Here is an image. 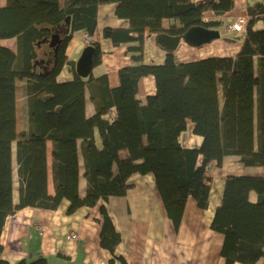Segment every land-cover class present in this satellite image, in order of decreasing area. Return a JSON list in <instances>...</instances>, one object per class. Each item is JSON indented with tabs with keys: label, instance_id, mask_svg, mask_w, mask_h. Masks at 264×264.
Here are the masks:
<instances>
[{
	"label": "trees",
	"instance_id": "1",
	"mask_svg": "<svg viewBox=\"0 0 264 264\" xmlns=\"http://www.w3.org/2000/svg\"><path fill=\"white\" fill-rule=\"evenodd\" d=\"M104 1L116 3V15L129 21L128 27H105L104 37L115 45L131 43L128 53L138 62L120 69L116 87H110L106 74L81 78L66 55L73 34L84 31L88 45L96 48L95 64L101 63L96 28ZM234 6L235 0H6L0 5V39H17L16 51L0 44V264H48L46 257L16 263L2 257L6 220L25 207L56 210L67 200V213L73 214L103 200L100 244L112 254L110 264H127L116 253L122 233L107 202L126 196L134 174L153 175L177 230L189 198L199 208L209 207L211 166H222L230 156L246 167L264 166V0L247 6L243 30L229 27L242 33L235 56L181 62L175 51L161 64L143 62L148 34L181 35L198 25L218 28L220 21L205 20V13L223 15ZM164 20L170 21L167 27ZM55 34L60 39L52 47ZM67 63L74 79L60 82L58 74ZM150 75L156 92L142 100L140 82ZM20 89L28 114L21 129ZM88 94L94 104L90 115ZM190 123L203 137L200 146L180 140ZM123 150L128 157L121 156ZM211 228L224 237V264L264 259V176H227Z\"/></svg>",
	"mask_w": 264,
	"mask_h": 264
},
{
	"label": "crops",
	"instance_id": "2",
	"mask_svg": "<svg viewBox=\"0 0 264 264\" xmlns=\"http://www.w3.org/2000/svg\"><path fill=\"white\" fill-rule=\"evenodd\" d=\"M199 2L202 0H192ZM257 0H235L231 11L218 15L212 10L205 13V20H219L220 26L227 27L228 33L201 47H193L184 42L176 50L177 58L181 62L201 59L207 56H235L243 43L242 33L231 31L230 24L237 22L240 17H246L249 4ZM6 0H0V5H5ZM116 3L102 2L98 9V24L96 39L101 44V63L95 65L93 76L106 74L110 87L120 84L119 71L136 62L128 53L131 43L115 45L103 35L105 27H128L127 19L116 15ZM169 20H164L168 26ZM87 33L77 31L67 45L66 55L70 62L76 64L83 49L88 45ZM234 40H228L232 39ZM14 42L12 44V41ZM0 44L17 50L16 38L0 39ZM200 52L201 54L200 56ZM180 53V54H178ZM167 53L155 44V35L148 34L144 42V59L146 64H161L165 61ZM60 82L74 79V72L69 63L64 65L57 77ZM19 83V87H20ZM156 92L154 76L142 78L138 97L144 100L148 95ZM18 97L24 117L19 120L18 127L23 128L27 120V110L24 108L26 96L20 89ZM90 101V102H89ZM89 94L87 95V113L91 109ZM94 106V105H93ZM19 113V111H18ZM19 118V114H18ZM180 140L188 147L200 146L203 137L190 129L185 131ZM186 140V142H184ZM15 151V143H14ZM128 150L121 152L122 157H128ZM49 163L52 160V142L48 141ZM16 166V165H15ZM253 174L264 176L263 167H246L238 157L230 156L224 160L222 166L213 165L208 171L211 184L210 203L207 209L199 208L193 198H189L180 227L176 230L172 220L168 217L162 199L157 190L153 175L134 174L130 178L131 188L124 197H110L107 205L116 227L122 233V241L116 253L127 260V264H210V254L216 257L218 264H224L221 248L224 237L221 233L211 228L216 208L221 204L225 180L229 175ZM16 189L15 199L18 200V176L15 174ZM50 191L54 192L53 179L50 173ZM86 180H80V189L84 193ZM252 201L258 195L255 191L250 194ZM100 200L94 207H83L73 214H68L69 202L64 200L56 210H44L35 207H25L10 215L1 234L3 246L2 257L11 263L22 259L28 261L38 257H46L48 264H110L112 254L100 244L102 230V216ZM39 225H46L49 230L45 235L39 233ZM77 233L73 240H67L69 233ZM213 263V260H211ZM115 264H121L116 260ZM235 264H242L236 262ZM256 264H264L262 258Z\"/></svg>",
	"mask_w": 264,
	"mask_h": 264
},
{
	"label": "water",
	"instance_id": "3",
	"mask_svg": "<svg viewBox=\"0 0 264 264\" xmlns=\"http://www.w3.org/2000/svg\"><path fill=\"white\" fill-rule=\"evenodd\" d=\"M69 21V18L67 19ZM222 37V31L219 28H210L203 25L193 26L187 29L181 35H170L160 33L155 35V44L166 53L175 52L184 42L193 47H201ZM59 35L55 34L50 40V45L56 46L59 42ZM96 48L93 45H87L75 64L76 73L81 78H89L93 74L95 67Z\"/></svg>",
	"mask_w": 264,
	"mask_h": 264
},
{
	"label": "rangeland",
	"instance_id": "4",
	"mask_svg": "<svg viewBox=\"0 0 264 264\" xmlns=\"http://www.w3.org/2000/svg\"><path fill=\"white\" fill-rule=\"evenodd\" d=\"M60 2H61V4L63 3V0H60ZM245 20V19H244ZM242 21H240V23H239V25H242ZM219 25H221V24H219ZM233 25V24H232ZM231 25V26H232ZM231 26L229 25V27L231 28ZM245 26V25H244ZM228 27V28H229ZM220 30L222 31V34H223V36L225 37L226 35H227V33H228V30H227V27L226 26H224V25H222V26H220ZM241 31V30H240ZM86 40L87 41H89L88 39H87V37H86ZM12 41V40H11ZM14 42L12 41V44H13ZM178 54H180V53H178ZM201 54H203L202 52H200V56H201ZM20 95L18 94V97H19ZM90 102V101H89ZM21 101L19 100V102H18V111H19V120L21 121L22 120V118L24 117V115H23V111H22V109H21ZM93 104V103H92ZM94 105V104H93ZM93 105H90V107H91V109L94 111V106ZM184 142H186V140H184ZM44 227H46L48 230H49V227L48 226H46V225H44ZM75 233V232H74ZM45 235V234H44ZM76 235H77V233H76ZM73 240V239H72ZM211 260H213V263L211 262ZM209 263L210 264H218L217 262H216V257L214 258V255L213 254H210V257H209Z\"/></svg>",
	"mask_w": 264,
	"mask_h": 264
},
{
	"label": "built area",
	"instance_id": "5",
	"mask_svg": "<svg viewBox=\"0 0 264 264\" xmlns=\"http://www.w3.org/2000/svg\"><path fill=\"white\" fill-rule=\"evenodd\" d=\"M240 21L243 22L242 25H239ZM245 23H246V20H244V18L239 19V21H237L236 23H234V24L231 26V28H232V29H236V30H243V29H244V25H245ZM87 39H88V40L90 39L88 35H87ZM47 232H48V229H47L46 227H44V225H39V233H40L41 235H44V234L47 233ZM76 237H77L76 233L71 232V233L68 234V236H67V240L71 241L72 239H74V238H76Z\"/></svg>",
	"mask_w": 264,
	"mask_h": 264
},
{
	"label": "bare ground",
	"instance_id": "6",
	"mask_svg": "<svg viewBox=\"0 0 264 264\" xmlns=\"http://www.w3.org/2000/svg\"><path fill=\"white\" fill-rule=\"evenodd\" d=\"M242 18H244L245 19V17H240V19H242ZM239 21V20H238ZM244 28H245V26H244Z\"/></svg>",
	"mask_w": 264,
	"mask_h": 264
}]
</instances>
